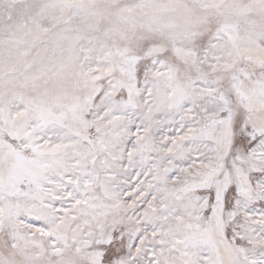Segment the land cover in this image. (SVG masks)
<instances>
[{"label":"snow or ice","instance_id":"snow-or-ice-1","mask_svg":"<svg viewBox=\"0 0 264 264\" xmlns=\"http://www.w3.org/2000/svg\"><path fill=\"white\" fill-rule=\"evenodd\" d=\"M0 264H264V0H0Z\"/></svg>","mask_w":264,"mask_h":264}]
</instances>
